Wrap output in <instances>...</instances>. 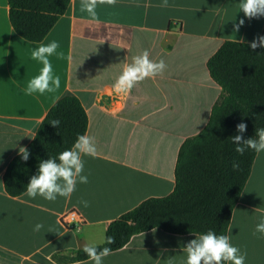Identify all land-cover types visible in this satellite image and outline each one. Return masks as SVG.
Here are the masks:
<instances>
[{"label":"crops","instance_id":"obj_1","mask_svg":"<svg viewBox=\"0 0 264 264\" xmlns=\"http://www.w3.org/2000/svg\"><path fill=\"white\" fill-rule=\"evenodd\" d=\"M96 12L99 23L81 10V0H71L42 41L59 44L49 61L60 86L28 94V82L43 68L31 55L41 42L17 34L9 0H0V264H93L89 259L59 263L53 257L103 244L113 221L174 191L180 148L204 130L222 94L209 59L225 42L250 44L264 30V16L247 18L239 12V0H97ZM144 51L153 61L163 59L166 70L127 93L115 92L125 65ZM65 96L77 97L89 119L86 134L96 154L82 155L88 183L56 201L11 197L4 185L8 166ZM72 211L76 223H64ZM262 214L264 153L255 159L228 233L247 253L246 264H264V236L255 232ZM36 223L44 227L34 231ZM196 238L154 229L111 252L104 264H184L183 248Z\"/></svg>","mask_w":264,"mask_h":264},{"label":"trees","instance_id":"obj_2","mask_svg":"<svg viewBox=\"0 0 264 264\" xmlns=\"http://www.w3.org/2000/svg\"><path fill=\"white\" fill-rule=\"evenodd\" d=\"M71 0H9L10 20L19 36L27 41L42 42L67 12ZM262 35H264V30ZM249 43L225 42L209 59L212 79L222 89L204 130L188 138L181 146L175 168V189L162 198H150L113 221L105 242L99 248L111 252L124 248L131 239L160 229L169 234L195 235L208 230L228 235L234 210L251 176L257 154L247 149L235 151L232 136L237 124L244 122L243 138L255 136L264 128V48L252 50ZM61 121L58 128L50 122ZM89 119L75 96H65L50 110L36 137L28 145L30 157L19 154L4 175L5 190L11 197L25 194L31 176L38 172L41 160L57 157L86 134ZM238 165L234 168L233 164ZM110 252V253H111ZM59 263L88 260L82 250L71 256H57Z\"/></svg>","mask_w":264,"mask_h":264},{"label":"clouds","instance_id":"obj_3","mask_svg":"<svg viewBox=\"0 0 264 264\" xmlns=\"http://www.w3.org/2000/svg\"><path fill=\"white\" fill-rule=\"evenodd\" d=\"M113 0H109L112 3ZM167 4V0H164ZM97 0H81V10L87 12L92 22L99 23L96 12ZM249 18H259L264 16V0H239V12ZM235 21V20H234ZM244 24L241 19L235 25V30L239 31ZM252 50L257 47L264 48V35L258 36L250 43ZM59 44L56 41L34 48L31 55L33 59L43 63L40 74L33 77L27 85L28 94L39 92L41 94L53 92L60 86V77L53 74L49 57L57 52ZM167 68L163 59L153 61L149 58L148 51L142 55L133 57L132 63L126 64L123 71L113 84V89L117 93L129 92L137 82L145 78L155 77L162 74ZM61 121L53 119L50 124L58 128ZM237 133L231 138L236 145L235 151L243 154L247 149L253 150L257 155L264 153V128L256 129L255 136L244 139L243 133L247 130V124L241 122L236 126ZM20 155L24 161H28L30 153L28 149L20 147ZM96 146L91 137L87 134H79L73 146L60 152L57 157L41 160L36 175L31 176L25 195L30 198L42 197L48 201H56L58 197L68 198L77 189L78 184L88 183V175L85 174V162L82 155L95 156ZM233 167L238 165L235 163ZM85 208L89 206L87 200H81ZM44 225L36 223L34 231H40ZM255 232L264 236V214L259 217ZM196 239L188 242L183 251L186 252L184 264H246L247 253L231 242L230 235L217 234L213 230L205 233L195 234ZM113 237H106V243L112 244ZM83 251L93 264H104V259L110 254L109 247L99 248L95 244L85 245Z\"/></svg>","mask_w":264,"mask_h":264},{"label":"built area","instance_id":"obj_4","mask_svg":"<svg viewBox=\"0 0 264 264\" xmlns=\"http://www.w3.org/2000/svg\"><path fill=\"white\" fill-rule=\"evenodd\" d=\"M63 222L69 225L75 224L76 223V213L72 211L68 213L67 215H65V217L63 218Z\"/></svg>","mask_w":264,"mask_h":264}]
</instances>
